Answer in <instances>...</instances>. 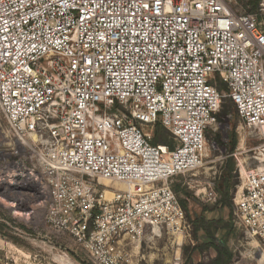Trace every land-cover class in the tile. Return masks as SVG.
Here are the masks:
<instances>
[{
    "label": "built area",
    "instance_id": "obj_1",
    "mask_svg": "<svg viewBox=\"0 0 264 264\" xmlns=\"http://www.w3.org/2000/svg\"><path fill=\"white\" fill-rule=\"evenodd\" d=\"M231 1L0 0V115L33 162L0 150V197L36 196L49 228L119 264L123 241L181 231L168 183L202 164L230 99L262 139L238 167L234 216L264 246V2ZM156 123L172 147L152 143Z\"/></svg>",
    "mask_w": 264,
    "mask_h": 264
},
{
    "label": "rangeland",
    "instance_id": "obj_2",
    "mask_svg": "<svg viewBox=\"0 0 264 264\" xmlns=\"http://www.w3.org/2000/svg\"><path fill=\"white\" fill-rule=\"evenodd\" d=\"M230 8L233 12L248 10L241 5V0H232ZM9 134L6 120L1 114V154H6L7 148L14 147L18 155L7 156L6 160L32 167L28 150L15 140L16 137L12 136L14 139L10 140ZM206 136L208 147L202 164L193 172L173 177L168 183L180 206L181 201L186 203L185 208L181 206L185 215L181 231L174 233L163 226L154 232L146 231L139 242L123 241L122 249L125 254L119 264H189L186 259L197 244L192 223L195 213L203 214L207 219L221 218L227 225L215 237L232 251L233 257L229 264H264L263 244L247 236L238 226L232 201L239 183L238 167L240 164L244 167L256 165L251 155L253 148L262 139L258 131L243 125L234 110L228 111L217 129L209 131ZM228 162L233 164L232 185L229 189L232 203L230 211L219 204L220 194L217 190V187H222ZM0 165L2 166L1 160ZM101 181L110 184L108 181ZM111 184L113 187H122L120 183ZM16 199L21 202L19 208L27 212L26 217L14 214L8 206L9 199L0 197V264H93L87 252L74 239L48 227L43 218L45 209L37 204L36 196L21 190L16 194ZM214 255L213 250H204L193 255V261L207 263Z\"/></svg>",
    "mask_w": 264,
    "mask_h": 264
},
{
    "label": "trees",
    "instance_id": "obj_3",
    "mask_svg": "<svg viewBox=\"0 0 264 264\" xmlns=\"http://www.w3.org/2000/svg\"><path fill=\"white\" fill-rule=\"evenodd\" d=\"M260 0H241V5L247 7L246 12H254L258 7ZM216 86L219 90H225L226 86L223 82L217 79ZM234 110L236 108L230 99H224L221 104V109L218 114L219 120L224 117L228 111ZM169 132L160 124L156 123L153 131L152 143L155 145H167L172 147V142L170 140ZM234 144V142H233ZM225 175L223 176L221 186L217 187L220 194L219 204L230 211L232 208L231 196L229 195V189L232 185L231 173L233 169V164L228 162L225 166ZM181 206L185 208L186 203L181 201ZM193 230L195 235V240L197 244L192 248L191 253L187 257L189 264H229L232 260L233 253L224 244L217 241L215 234L220 230H225L227 225L222 221L221 218H211L207 219L203 214H194L192 219ZM5 227V226H3ZM24 230L25 227H22ZM213 250L215 255L209 262L202 263L201 261H193V255H198L202 251Z\"/></svg>",
    "mask_w": 264,
    "mask_h": 264
},
{
    "label": "bare ground",
    "instance_id": "obj_4",
    "mask_svg": "<svg viewBox=\"0 0 264 264\" xmlns=\"http://www.w3.org/2000/svg\"><path fill=\"white\" fill-rule=\"evenodd\" d=\"M17 177H19V176H17ZM7 181H8V183H7ZM9 183H12V180H6V178L5 177H0V188L1 189H4V188H6L8 185H9ZM21 205V202H8V206L10 207V209L12 210V212L14 213V214H16V215H18V216H24V217H26V215H27V212H23L20 208H19V206ZM178 243L180 244V240L178 239Z\"/></svg>",
    "mask_w": 264,
    "mask_h": 264
}]
</instances>
